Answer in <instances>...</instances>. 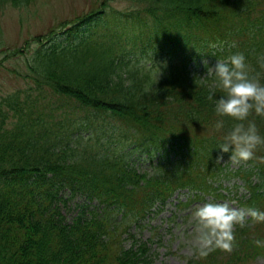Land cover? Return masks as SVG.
I'll return each mask as SVG.
<instances>
[{"label": "trees", "instance_id": "1", "mask_svg": "<svg viewBox=\"0 0 264 264\" xmlns=\"http://www.w3.org/2000/svg\"><path fill=\"white\" fill-rule=\"evenodd\" d=\"M113 1L92 0L27 41L29 83L0 97V264H153L131 222L142 225L181 189L226 197L213 184L221 178L242 179L250 195L233 198L264 209V161L231 169L230 153L217 160L211 78H200L204 61L243 51L264 79V0H118L123 10ZM235 232L231 252H194L185 264L264 258L253 243L264 222L249 218Z\"/></svg>", "mask_w": 264, "mask_h": 264}, {"label": "clouds", "instance_id": "2", "mask_svg": "<svg viewBox=\"0 0 264 264\" xmlns=\"http://www.w3.org/2000/svg\"><path fill=\"white\" fill-rule=\"evenodd\" d=\"M204 63L207 70L200 78H211L208 99L213 102L216 116L213 127L222 134L216 147L220 150L217 160H223L224 154L230 153L229 160L235 162L264 161V155H258L264 146V132L256 119H264V79L261 72L243 51L219 57L215 65ZM164 64L166 66V62ZM257 64L264 68V53L258 55ZM161 75L160 67L158 81ZM113 79L117 78L113 76ZM123 83L128 86L133 81L125 79ZM217 89L220 95L216 94ZM235 204L236 201L210 199L193 208L191 215L195 219L193 238L197 242V258H206L216 249L231 252L237 244V225L247 226L249 218L256 223L264 222V209L237 207ZM253 243L264 248V238H256Z\"/></svg>", "mask_w": 264, "mask_h": 264}, {"label": "rangeland", "instance_id": "3", "mask_svg": "<svg viewBox=\"0 0 264 264\" xmlns=\"http://www.w3.org/2000/svg\"><path fill=\"white\" fill-rule=\"evenodd\" d=\"M123 2L116 0L112 4L122 8ZM91 5L92 0H36L30 9L21 12L10 6L0 8V97L23 90L29 83L24 59L35 45L25 47L27 41L32 42L38 35L65 19L84 14ZM18 49L22 53L13 56V52ZM224 183L231 185L232 180ZM180 198L185 199L186 196L180 195ZM218 201L231 203L233 200L219 198ZM201 203L203 202L197 201L181 210L175 208V204H168L162 212L153 215L141 227L135 225L137 236L149 242L152 248L153 264H185L183 256H190L195 252V219L191 212ZM256 264H264V261Z\"/></svg>", "mask_w": 264, "mask_h": 264}]
</instances>
